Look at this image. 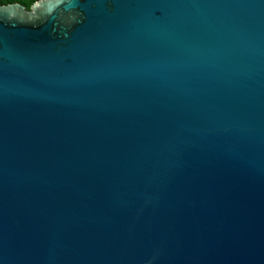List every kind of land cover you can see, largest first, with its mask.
<instances>
[{"label":"water","instance_id":"95a60500","mask_svg":"<svg viewBox=\"0 0 264 264\" xmlns=\"http://www.w3.org/2000/svg\"><path fill=\"white\" fill-rule=\"evenodd\" d=\"M0 264H264V0L1 4Z\"/></svg>","mask_w":264,"mask_h":264},{"label":"trees","instance_id":"16d2710c","mask_svg":"<svg viewBox=\"0 0 264 264\" xmlns=\"http://www.w3.org/2000/svg\"><path fill=\"white\" fill-rule=\"evenodd\" d=\"M36 1L37 0H0V5L1 4H9V3H12V2H20L23 5H25L27 9H30L31 8V5L34 2H36Z\"/></svg>","mask_w":264,"mask_h":264}]
</instances>
